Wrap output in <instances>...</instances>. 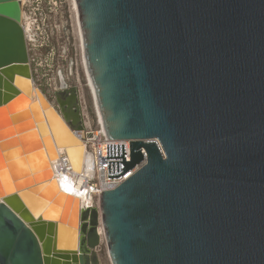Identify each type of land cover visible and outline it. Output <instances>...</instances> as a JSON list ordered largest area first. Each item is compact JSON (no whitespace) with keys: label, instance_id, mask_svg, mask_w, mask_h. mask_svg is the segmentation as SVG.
<instances>
[{"label":"water","instance_id":"obj_1","mask_svg":"<svg viewBox=\"0 0 264 264\" xmlns=\"http://www.w3.org/2000/svg\"><path fill=\"white\" fill-rule=\"evenodd\" d=\"M76 2L106 130L131 140V161L107 144L108 178L147 163L100 210L58 190L79 88L32 100L22 0H0V264H102L100 223L112 264H264V0Z\"/></svg>","mask_w":264,"mask_h":264},{"label":"rangeland","instance_id":"obj_2","mask_svg":"<svg viewBox=\"0 0 264 264\" xmlns=\"http://www.w3.org/2000/svg\"><path fill=\"white\" fill-rule=\"evenodd\" d=\"M23 6L33 27L34 38L27 41V44L35 84L52 101H55L53 91L63 84L77 85L89 110L94 114L96 103L89 87L73 0H26ZM33 128H24L19 133ZM33 184L30 182L27 186ZM99 254L102 264H112L105 241L101 243Z\"/></svg>","mask_w":264,"mask_h":264},{"label":"built area","instance_id":"obj_3","mask_svg":"<svg viewBox=\"0 0 264 264\" xmlns=\"http://www.w3.org/2000/svg\"><path fill=\"white\" fill-rule=\"evenodd\" d=\"M56 90L53 91L54 94ZM45 96L49 99L46 94ZM79 97L83 116V129L80 131L74 130L73 132L79 139L83 141L85 145V153L88 154L93 160V174L91 175L86 169H84L82 172L76 171L65 148H59L60 154L58 160L53 166V169L55 176L61 185L63 183L69 185L72 192L81 198L82 203L80 204V209L97 208L100 210L101 194L106 190H111L118 187L127 179H129L137 170L144 166L147 163V154L144 148H142L143 160L140 163H138L134 168L130 169L119 178H108L109 161H123V159H107V144H125V161H131V140L112 139L106 130L103 117L101 120L95 111L96 109L94 110V114L89 110L86 101L80 94V90ZM145 142H155L165 157L164 149L157 138L147 139ZM98 232L101 237V243H103V241L106 242L101 223L98 226ZM100 251L101 244L97 248V252L99 253Z\"/></svg>","mask_w":264,"mask_h":264},{"label":"bare ground","instance_id":"obj_4","mask_svg":"<svg viewBox=\"0 0 264 264\" xmlns=\"http://www.w3.org/2000/svg\"><path fill=\"white\" fill-rule=\"evenodd\" d=\"M25 2H26V0H22V24H23L27 39L29 41V40H32L34 38V37L32 38V36H33V34H32L33 33V27H32V23L30 21H28L26 12L23 10V5L25 4ZM73 7L75 9V12H76V15H77V19H78V25H79L80 36H81V43H82V47H83V51H84L82 32H81V27H80V23H79V12H78V6H77L76 0H73ZM84 61H85V67H86L87 75H88L89 87H90V89H91V91H92V93L94 95V98H95V89H94L93 83L91 81L90 75H89L88 70H87L85 57H84ZM32 78H33V76H32ZM36 88H39V87H37V85L35 84L34 79H33L32 100H35L37 98L36 97ZM95 100H96V98H95ZM95 108H96L97 114L99 115V117L102 120V115H101V112H100L98 106H96ZM80 144H81V147H82V156H81V163H80V171H78V172H82L85 169L84 168L85 145H84L82 140H81ZM59 154H60V149L57 148L56 149V159H52L50 161L51 179L54 181V183H55V185H56V187L58 188L59 191L60 190L61 191H65L67 194H70L73 198H77V200L79 201V205H80L82 203L81 198L78 195H75L74 192H72V190H71L69 185H67L65 183H63L61 185V183L58 181V179L55 176L53 166L56 163V161L58 160Z\"/></svg>","mask_w":264,"mask_h":264}]
</instances>
